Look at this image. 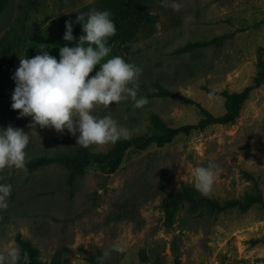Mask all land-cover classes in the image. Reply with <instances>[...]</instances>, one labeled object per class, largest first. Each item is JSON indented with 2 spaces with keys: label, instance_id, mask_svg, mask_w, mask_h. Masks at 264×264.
<instances>
[{
  "label": "rangeland",
  "instance_id": "rangeland-1",
  "mask_svg": "<svg viewBox=\"0 0 264 264\" xmlns=\"http://www.w3.org/2000/svg\"><path fill=\"white\" fill-rule=\"evenodd\" d=\"M171 2L142 0L156 15L155 23L111 45L109 56L119 55L142 69L138 95L148 103L135 108L130 99L112 102L93 114H110L128 137L195 124L202 117L197 104L222 115L221 92L252 84L264 60V0H176L179 11ZM91 9L103 10L102 0H0V91L13 92L20 57L32 58L45 46L43 51L59 59V48L70 46L60 18ZM215 36L222 40L184 49ZM160 87L197 104L161 94ZM11 103V95L0 97V127L29 133L26 161L85 148L76 144L79 133L31 127V117H20ZM118 140L86 149L108 154ZM209 161L219 171L213 190L198 192L202 197L224 203L255 194L264 200V82L250 93L234 123L210 124L162 147L129 149L114 172L93 163L70 182L61 164L0 171V183L12 185L9 206L0 210V250L20 247V235L36 246L40 264H98L97 257L113 244L126 250L110 251L103 264H264V204L216 211L175 199L193 187V169Z\"/></svg>",
  "mask_w": 264,
  "mask_h": 264
},
{
  "label": "clouds",
  "instance_id": "clouds-1",
  "mask_svg": "<svg viewBox=\"0 0 264 264\" xmlns=\"http://www.w3.org/2000/svg\"><path fill=\"white\" fill-rule=\"evenodd\" d=\"M166 3V0H161ZM179 11L181 4L172 0L169 5ZM76 21L82 25L83 34L78 40L73 36L72 21H65V41H75L73 46L65 44L59 48V59L45 46L32 58L20 57L19 66L12 79L15 88L11 95V108L20 110L19 116H30L31 127H52L57 132L65 129L73 136L79 135L76 144L82 147L115 143L128 138V130L109 115H94L99 106L108 108L112 102L131 100L133 107L142 108L148 103L139 96V77L142 69L127 62L119 55L109 56L112 49L108 38L115 35L116 26L109 10L91 9L80 12ZM108 57L107 59H105ZM99 69L94 75L95 66ZM30 135L12 125L0 127V171L5 168H26V147ZM219 165L209 161L207 165L193 169V187L201 195H208L215 184ZM11 184L0 183V210L8 208ZM122 244H113L100 257L103 264L110 251L125 252ZM30 264L27 255H22L18 245L0 250V264Z\"/></svg>",
  "mask_w": 264,
  "mask_h": 264
},
{
  "label": "trees",
  "instance_id": "trees-1",
  "mask_svg": "<svg viewBox=\"0 0 264 264\" xmlns=\"http://www.w3.org/2000/svg\"><path fill=\"white\" fill-rule=\"evenodd\" d=\"M5 1V0H1ZM142 0H102L103 10H109L112 13V19L116 26L115 35L108 38V43L111 46L114 43H125L129 37L130 32L135 29L145 27L153 24L156 21V15L146 10L141 5ZM78 14H70L63 16L59 20V28L62 34L65 33V21H72L73 36L79 38L82 32V25L76 21ZM222 40L221 36H215L211 39L191 42L187 44L184 49H197L209 46L213 43ZM75 41H68L70 46H73ZM264 82V60L260 58V68L254 77L253 83L243 88L238 92L223 91L221 95L225 98L226 111L222 115L215 116L210 111L205 109L200 104L194 102L193 99L188 98L181 93L172 92L159 88L161 94L179 98L189 104H197L202 112L201 119L195 124H186L177 127H166L161 134L141 137H128L120 139L113 151L108 154L93 153L86 148H82L70 153H59L54 156H41L27 161L25 170L35 171L42 167L52 164H61L69 171V181L74 182L78 176L84 173L87 166L90 164H102L109 167V172L116 171L122 161L127 150L137 149L146 150L151 145L164 146L171 143L175 137L181 134H190L195 130H202L210 124L215 123H234L239 116L242 105L249 98L250 93L261 86ZM6 92L0 91V97L10 96ZM175 199H187L194 203H202L216 211H224L232 208H239L241 211H247L255 204H264V200L260 195L248 194L244 198H233L220 203L217 200L202 197L194 187L183 189L175 195ZM22 255H27L30 264H40L38 261V249L28 239L17 236ZM23 264V261L20 262Z\"/></svg>",
  "mask_w": 264,
  "mask_h": 264
}]
</instances>
